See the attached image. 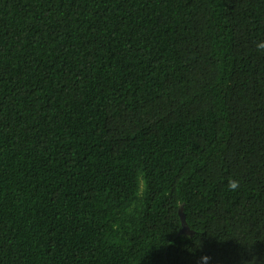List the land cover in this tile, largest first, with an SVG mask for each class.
I'll use <instances>...</instances> for the list:
<instances>
[{"label": "trees", "instance_id": "obj_1", "mask_svg": "<svg viewBox=\"0 0 264 264\" xmlns=\"http://www.w3.org/2000/svg\"><path fill=\"white\" fill-rule=\"evenodd\" d=\"M262 41L264 0H0V264H264Z\"/></svg>", "mask_w": 264, "mask_h": 264}, {"label": "clouds", "instance_id": "obj_2", "mask_svg": "<svg viewBox=\"0 0 264 264\" xmlns=\"http://www.w3.org/2000/svg\"><path fill=\"white\" fill-rule=\"evenodd\" d=\"M257 51H264V41L256 44ZM149 182L145 177V174L142 170L138 171L136 178V196L137 198H142L148 191ZM239 187L238 180H230L228 183L229 190L235 191ZM206 257H202V260H206Z\"/></svg>", "mask_w": 264, "mask_h": 264}, {"label": "water", "instance_id": "obj_3", "mask_svg": "<svg viewBox=\"0 0 264 264\" xmlns=\"http://www.w3.org/2000/svg\"><path fill=\"white\" fill-rule=\"evenodd\" d=\"M179 215H180V219H181V223H182V231H185L187 233H190L188 231V228L185 225V219H184V215L182 214L181 210L179 211Z\"/></svg>", "mask_w": 264, "mask_h": 264}]
</instances>
